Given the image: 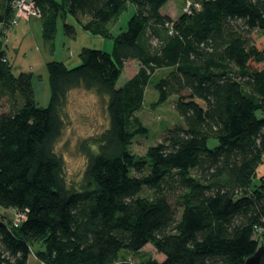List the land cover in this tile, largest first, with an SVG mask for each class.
<instances>
[{"label": "trees", "instance_id": "trees-1", "mask_svg": "<svg viewBox=\"0 0 264 264\" xmlns=\"http://www.w3.org/2000/svg\"><path fill=\"white\" fill-rule=\"evenodd\" d=\"M12 1L0 0V101L10 106L0 110V207L13 213L0 212V264L30 255L37 264H244L260 245L264 264V0H189L176 18L160 11L168 0H34L51 48L59 31L75 38V25L113 39L110 52L81 47L74 66L47 61L45 105L38 75L14 74L7 56ZM129 4L125 30L113 34ZM128 59L138 68L116 88ZM159 69L153 105L175 95L183 125L139 156L130 146L148 128L136 112ZM77 88L105 97L108 118L83 142L79 190L67 187L54 151Z\"/></svg>", "mask_w": 264, "mask_h": 264}, {"label": "rangeland", "instance_id": "rangeland-1", "mask_svg": "<svg viewBox=\"0 0 264 264\" xmlns=\"http://www.w3.org/2000/svg\"><path fill=\"white\" fill-rule=\"evenodd\" d=\"M186 0H168L161 8L162 14H166L171 18H176L187 5ZM134 8L129 4L127 10L112 22L110 29L113 34L125 30L126 23L133 14ZM30 18L39 20V18L28 17L22 18L29 20ZM19 19V18H18ZM17 19V21H18ZM24 20L12 24L6 31V36L3 43L6 48L9 59L13 65L14 74L22 71H32L38 75L34 80V90L36 101L45 105L48 101L44 91L47 87L46 71L44 68V59L48 60H63L70 66L78 64L77 54L81 47H90L101 49L110 52L113 47L112 38H102L95 35H90L82 31L79 26L76 27V36L71 40H66L62 36V42H66L69 46V55L64 58L61 47L51 48L49 43L41 39V35H32L25 30ZM71 23L70 19L67 20ZM14 26V28H12ZM61 32V31H60ZM153 43V42H152ZM64 44V43H63ZM15 48V49H14ZM17 50V51H16ZM67 52V49L64 50ZM138 68V61L128 59L124 61L121 74L116 83V88L120 87L129 77H131ZM166 69L157 70L145 85L144 98L142 107L136 112L137 117L148 128L146 136H136L130 146L131 151L136 155H143L149 145L156 144L164 136L165 132L175 125H183L181 117L174 108L176 96L171 95L160 105H153L157 100V92L154 84L166 74ZM9 102L6 97L0 101V110L6 111L9 109ZM64 126L61 135L54 144L55 153L62 160V176L68 188L81 189L84 184V172L87 163V156L83 142L90 137H94L102 132L108 126V118L106 114V98L97 95L92 90H84L77 88L71 90L66 97V102L63 108ZM216 141L211 140L209 147H213ZM264 172V162L256 169V175L261 176ZM264 174H262L263 176ZM0 212L5 213L9 218L13 213L8 212L0 207ZM179 212V211H178ZM37 245H33V249ZM144 253H148L154 258L159 256L154 251L152 246L147 245L142 248ZM124 251H121L123 254ZM129 259L137 261V257L131 254L126 255ZM27 264H37V261L32 255L29 256Z\"/></svg>", "mask_w": 264, "mask_h": 264}, {"label": "built area", "instance_id": "built-area-1", "mask_svg": "<svg viewBox=\"0 0 264 264\" xmlns=\"http://www.w3.org/2000/svg\"><path fill=\"white\" fill-rule=\"evenodd\" d=\"M187 5L183 8L184 12H189L191 7V2L187 0ZM12 8L14 9V16L9 23V27L16 23L18 18H40L41 13L38 6L35 4L34 0H13ZM195 6H197L195 4ZM23 218V214H15L14 224L16 225Z\"/></svg>", "mask_w": 264, "mask_h": 264}, {"label": "crops", "instance_id": "crops-1", "mask_svg": "<svg viewBox=\"0 0 264 264\" xmlns=\"http://www.w3.org/2000/svg\"><path fill=\"white\" fill-rule=\"evenodd\" d=\"M21 20H24V19H22V18H19L18 19V21H17V23L18 22H20ZM25 21V23H28L27 25H25L26 27H25V30L23 31L24 33L23 34H26V31L28 32V33H31L32 35H40V22H39V20H36V19H33V18H30L29 20H24ZM16 23V24H17ZM12 28H14V26L12 27ZM61 32L59 31L58 33H57V37H56V42H55V49H54V51H53V54L56 52L55 50H56V48H59V47H61V50H60V52H62V50H63V56H64V58L66 57V56H68L70 53L68 52L69 51V46H68V44H66V42H62V39H61ZM63 36V35H62ZM66 39V38H65ZM64 43V44H63ZM65 48L67 49V52H65L64 50H65ZM15 49V48H14ZM17 51V50H16ZM7 56H9V55H7ZM10 57V56H9ZM45 61H44V63H46L47 62V59H44ZM52 60V59H51ZM49 61V60H48ZM56 61H63V60H56ZM33 85H34V83H33ZM48 92V90H47V87H46V89H45V91H44V93L46 94ZM47 98H48V95H47ZM262 174H264V172L262 173ZM262 174H261V176H262ZM260 177V176H259Z\"/></svg>", "mask_w": 264, "mask_h": 264}, {"label": "water", "instance_id": "water-1", "mask_svg": "<svg viewBox=\"0 0 264 264\" xmlns=\"http://www.w3.org/2000/svg\"><path fill=\"white\" fill-rule=\"evenodd\" d=\"M261 251L262 245H260L258 249L245 260L244 264H259Z\"/></svg>", "mask_w": 264, "mask_h": 264}]
</instances>
